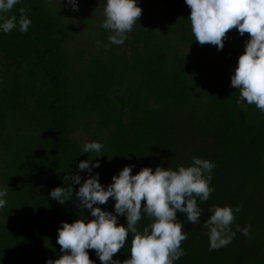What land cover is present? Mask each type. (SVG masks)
<instances>
[{
  "label": "trees",
  "instance_id": "obj_1",
  "mask_svg": "<svg viewBox=\"0 0 264 264\" xmlns=\"http://www.w3.org/2000/svg\"><path fill=\"white\" fill-rule=\"evenodd\" d=\"M168 1L165 35L157 26L142 32L143 43L132 47L130 59L115 49L104 56L92 51L79 69L74 59L83 51L69 48L77 23L51 0H19L9 13H0L3 24L11 15L19 19L24 7L31 9L32 21L24 33L19 24L8 33L0 29V120L26 131L21 139L14 137L15 159L3 178L11 197L0 223L2 264H46L63 254L57 243L62 222L93 219L75 195L89 176L98 173L107 187L125 166H135L133 175L144 167L178 170L193 157L215 164L214 191L207 201L197 198L199 223L177 212L187 239L181 243L186 255L174 264H264V112L246 101L237 104L240 92L231 86L250 37L233 29L223 50L201 46L192 29L181 25L191 14L185 0ZM182 47L193 48L195 56ZM92 122L98 130L90 142L103 145L100 153H84L72 136L80 124ZM85 160L99 161L100 167L80 170ZM77 174L80 184L66 179ZM56 187L73 188L63 205L50 196ZM213 205L241 211L231 225L232 242L209 251L203 225ZM99 207L116 214L112 198ZM118 223L126 225V216L118 215ZM151 223L142 211L138 230ZM237 225H251L250 235L236 231ZM132 235L113 259L130 258ZM88 251L102 264L95 250Z\"/></svg>",
  "mask_w": 264,
  "mask_h": 264
},
{
  "label": "clouds",
  "instance_id": "obj_2",
  "mask_svg": "<svg viewBox=\"0 0 264 264\" xmlns=\"http://www.w3.org/2000/svg\"><path fill=\"white\" fill-rule=\"evenodd\" d=\"M19 0H0V13H9ZM191 10L188 19L195 40L203 45L217 46L223 50L227 34L238 30L243 36L250 37L245 44V52L238 59V66L231 77V86L240 92L241 101L255 105L264 112V0H185ZM73 10L78 11L76 0H68ZM31 9L19 8L16 15L4 19L0 29L8 33L17 27L21 33L27 32L32 21L27 13ZM105 19L101 27L111 31L110 43L122 45L128 38L127 33L142 16V8L137 0H107L104 8ZM103 145L99 142L85 144L84 153H99ZM101 156V155H98ZM95 165L90 160L81 161L80 170L91 173ZM135 166H125L118 175L112 177V183L105 187L100 183L99 174L89 176L75 193L80 204L91 211L93 219H78L72 223L62 222L58 229L57 243L63 253L58 259H49L46 264H95L88 250H95L102 264H174V261L186 255L181 248L187 239L184 224L177 218V212L185 213L187 222L196 224L201 219V209L197 198L207 201L214 191L210 187L211 171L215 164L209 160L193 157L190 166H179L178 170L156 167L142 168L133 175ZM80 184L82 177H66ZM7 189L0 190V209L7 203ZM50 196L64 204L73 196V188L56 187ZM115 200V213L102 210L99 205ZM95 205V207H94ZM142 211L151 218L152 223L138 230ZM241 206L213 205L210 217L204 222L209 230V251L219 250L230 244L235 236L231 225L235 213ZM126 216L127 224L118 223V215ZM236 231L250 235L251 225ZM129 233H132L131 255L126 260L113 259L124 248Z\"/></svg>",
  "mask_w": 264,
  "mask_h": 264
},
{
  "label": "rangeland",
  "instance_id": "obj_3",
  "mask_svg": "<svg viewBox=\"0 0 264 264\" xmlns=\"http://www.w3.org/2000/svg\"><path fill=\"white\" fill-rule=\"evenodd\" d=\"M51 3L56 10L64 14L67 20L77 23V30L69 43V48L72 51L75 50V47L83 51L78 54H82L79 58L74 59V67L77 69H79L80 64L90 58L92 51H100L102 53L100 56H104V54L115 49L121 56L130 59L133 52L132 47H138L139 44L143 43L140 41L142 37L139 38L138 36L142 35V32L151 31L157 26V32L163 31V35L166 34L167 30L164 29L163 23L167 12H171L168 0H137L138 6L142 8V16L134 25L133 30L126 34L128 38L125 42L122 45H115L108 40V37L112 34L111 31L101 27L105 19L104 8L107 0H76L78 11L73 10L68 0H51ZM185 18L181 21V25L187 26L191 30V22L187 15ZM181 51H187L190 58H193L196 54V51L191 47L189 49L182 47ZM10 117L15 119L16 116L11 114ZM12 123L7 121L3 123L0 120V190L7 189V196L5 197L7 203L0 209V223L4 220L8 199L11 197V192L3 178L8 173L15 159L13 146L17 145V142H15L14 137L18 136L21 139L26 132L21 129H15L16 127ZM97 130L98 126L94 122L87 127L80 124L78 129L72 133V136L85 146V144L90 143L92 134ZM2 252L3 249L0 248V264L5 259Z\"/></svg>",
  "mask_w": 264,
  "mask_h": 264
}]
</instances>
